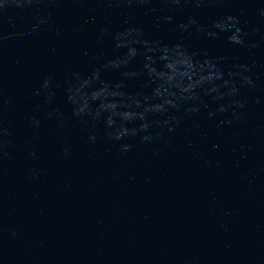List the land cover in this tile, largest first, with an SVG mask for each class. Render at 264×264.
I'll return each instance as SVG.
<instances>
[{
  "label": "water",
  "instance_id": "obj_1",
  "mask_svg": "<svg viewBox=\"0 0 264 264\" xmlns=\"http://www.w3.org/2000/svg\"><path fill=\"white\" fill-rule=\"evenodd\" d=\"M0 264H264V0H0Z\"/></svg>",
  "mask_w": 264,
  "mask_h": 264
}]
</instances>
